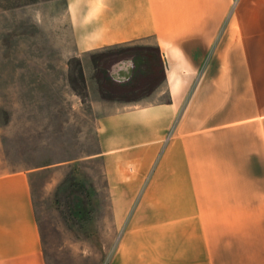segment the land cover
<instances>
[{
	"label": "rangeland",
	"instance_id": "374dc122",
	"mask_svg": "<svg viewBox=\"0 0 264 264\" xmlns=\"http://www.w3.org/2000/svg\"><path fill=\"white\" fill-rule=\"evenodd\" d=\"M91 58L105 99H136L161 80L156 54L138 44ZM123 58H135L137 68L120 86L108 70ZM3 73L0 174H28L45 264H111L122 238H218L225 242L221 264H264V0H233L205 55L196 104L189 108L182 189L151 182L136 198L111 197L134 194L136 184L108 188L97 155V111L79 59L59 72L58 81L40 82L34 72L4 81ZM213 111L220 126L197 130L195 122ZM129 248L120 247L119 254Z\"/></svg>",
	"mask_w": 264,
	"mask_h": 264
},
{
	"label": "crops",
	"instance_id": "0c3cea01",
	"mask_svg": "<svg viewBox=\"0 0 264 264\" xmlns=\"http://www.w3.org/2000/svg\"><path fill=\"white\" fill-rule=\"evenodd\" d=\"M232 3L0 0L2 79L19 75L22 80L34 72L40 82L58 81L59 72L79 59L91 105L97 111V155L108 188L112 192L114 184H136L134 194L111 197L136 198L143 184L151 182H173L182 189L188 181L189 108L196 104L205 55L219 36ZM129 44L156 54L161 80L136 99H105L91 56ZM136 68L135 58H123L111 65L108 75L125 86ZM195 125L197 130L212 129L220 121L213 111L212 117L197 120ZM126 213L119 212L121 219ZM222 243L218 238H122L111 264H221ZM124 246L130 248L119 254ZM0 264H45L29 178L23 171L0 174Z\"/></svg>",
	"mask_w": 264,
	"mask_h": 264
}]
</instances>
